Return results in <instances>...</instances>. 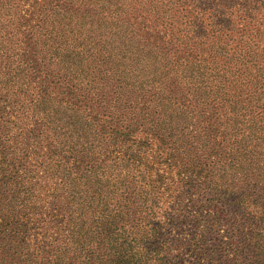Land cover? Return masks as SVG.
I'll list each match as a JSON object with an SVG mask.
<instances>
[{
  "label": "trees",
  "instance_id": "16d2710c",
  "mask_svg": "<svg viewBox=\"0 0 264 264\" xmlns=\"http://www.w3.org/2000/svg\"><path fill=\"white\" fill-rule=\"evenodd\" d=\"M0 264H264V0H0Z\"/></svg>",
  "mask_w": 264,
  "mask_h": 264
}]
</instances>
